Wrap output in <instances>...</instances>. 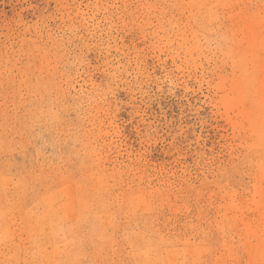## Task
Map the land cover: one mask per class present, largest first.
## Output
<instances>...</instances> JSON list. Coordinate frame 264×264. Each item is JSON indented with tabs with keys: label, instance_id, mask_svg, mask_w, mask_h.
Returning <instances> with one entry per match:
<instances>
[{
	"label": "rangeland",
	"instance_id": "obj_1",
	"mask_svg": "<svg viewBox=\"0 0 264 264\" xmlns=\"http://www.w3.org/2000/svg\"><path fill=\"white\" fill-rule=\"evenodd\" d=\"M0 264H264V0H0Z\"/></svg>",
	"mask_w": 264,
	"mask_h": 264
}]
</instances>
